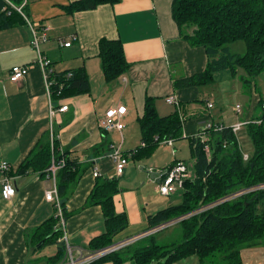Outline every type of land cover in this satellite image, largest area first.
Wrapping results in <instances>:
<instances>
[{
    "label": "crops",
    "instance_id": "crops-1",
    "mask_svg": "<svg viewBox=\"0 0 264 264\" xmlns=\"http://www.w3.org/2000/svg\"><path fill=\"white\" fill-rule=\"evenodd\" d=\"M75 1L78 0H29L26 14L31 23L41 24L45 30L48 40L40 49L52 62L56 73L86 69L92 87L89 95L53 103L42 70L35 63L37 54L31 45L30 26L24 24L0 31V163L5 161L11 165L10 173L17 188L16 195L5 200L0 175V264H58L65 259H58L57 244L50 243L51 252L47 255L44 247L48 244L42 240L44 234L42 231L37 234L46 221L57 216L54 204L45 199L53 180L34 168L19 174L22 164L48 139L52 151L55 141L61 154L69 152V157L81 166L77 180L62 199L67 214L64 216L65 233L78 256L88 251L91 241L107 229L102 207L88 201L97 181L94 170H99L98 178L113 177L115 164L109 157L111 145H120L124 152H129L142 142L139 129L126 126L122 133L103 131L99 121L107 109L125 105L128 113L124 123L128 121L130 125L135 120L138 123L149 96L157 99L160 116L176 113L184 118L182 138L174 139L173 146L162 145L175 150L174 162L185 161L178 156L177 151L181 149L178 144L189 143L209 119L226 126L239 122L227 123L223 114L215 111V104L203 97L211 85L175 86L182 79L203 73L210 59L205 48L195 47L185 38L194 32L193 27L180 31L172 16L174 0H121L115 5L105 4L95 10L67 14L64 7ZM103 38L121 40L130 64L126 74L109 84L99 58V42ZM62 43L71 45L65 47ZM23 65L28 66V75L17 83L11 82V68ZM171 96L177 99L180 109L166 102ZM261 100H264L262 95H256L255 108ZM50 103L54 108L67 105L68 111L58 113L51 120ZM209 103L213 108L207 110ZM253 118H246L245 122ZM132 136L137 139L135 144L127 145ZM148 159L139 160L129 155L125 173L110 178L118 180L115 210L126 214L128 219V226L117 234L115 241L148 232L151 229L149 217L182 203L166 207L157 197L161 195L159 169L174 162L160 167L152 161L148 167L144 164ZM140 169L146 173H139ZM117 264L134 263L127 258Z\"/></svg>",
    "mask_w": 264,
    "mask_h": 264
},
{
    "label": "trees",
    "instance_id": "trees-1",
    "mask_svg": "<svg viewBox=\"0 0 264 264\" xmlns=\"http://www.w3.org/2000/svg\"><path fill=\"white\" fill-rule=\"evenodd\" d=\"M12 2L17 5L21 3L20 0ZM119 2L121 0H78L64 9L71 15ZM172 16L180 31L185 27L194 28V32L185 35V38L193 46L205 48L210 59L203 73L180 80L175 84L177 88L214 85L216 73L229 70L235 77L239 68L248 76L242 78L243 85L248 87L264 72V0H174ZM24 24H27L24 17L5 0H0V31ZM239 41H244L247 46L245 54L230 53L227 47ZM99 58L108 84L118 80L130 69L121 40L101 39ZM50 81L53 103L91 94V82L85 68L54 72ZM156 101V98L148 96L144 114L138 119L141 143H145V147L139 146L125 152L126 156L147 159L161 140L182 138L181 118L176 113L160 116ZM258 106L263 107L262 100ZM246 126L255 149L248 160L244 159L237 136L231 128L211 134L210 157L205 152V143L196 137L190 139L194 178L185 183L182 203L149 217L151 229L182 218L175 224L182 230L178 240L158 245L154 241L155 234L149 235L138 242L153 241L150 245L133 248V244L90 264L107 261L117 264L127 258L134 264H174L190 255H197L201 264H207V261L246 264L243 256L245 251L257 245L264 247V189L223 201L236 193L264 184V115L254 117ZM156 138L159 140L155 141ZM53 146L54 151L49 139L42 143L39 151L22 164L19 174L34 168L46 176L53 156L58 160L65 158L66 164L57 175V187L62 200L77 180L81 166L76 159L69 157V152L61 154L55 141ZM118 192V180L97 178L88 201L91 205L102 207L107 229L106 233L91 241L89 251L112 245L117 234L128 226L126 214H118L115 210L114 198ZM62 202L66 216L65 200ZM57 222V216L51 218L37 230V234L42 231L44 244H57V257L63 259L66 255L65 245L58 241L64 233L57 228Z\"/></svg>",
    "mask_w": 264,
    "mask_h": 264
},
{
    "label": "built area",
    "instance_id": "built-area-1",
    "mask_svg": "<svg viewBox=\"0 0 264 264\" xmlns=\"http://www.w3.org/2000/svg\"><path fill=\"white\" fill-rule=\"evenodd\" d=\"M6 3L13 9H15L18 13H20L24 19L26 20L27 24L31 28L32 32V42L31 45L33 49L36 51L37 59L35 60V63L41 68L43 77L46 82V88L48 90L49 96H50V87L52 85V82L50 81V76L55 72L52 62L43 54L40 47L41 44L48 40V36L45 33V30H43L41 24L31 23L29 18L27 17L26 10L27 6L29 4V0H20L21 3L19 5L12 2V0H5ZM65 47H70L71 43H62ZM29 73V68L26 65L23 66H14L11 68L10 71V80L13 83H17L21 80H23ZM166 102L170 105H175L180 109V104L177 101V99L174 96L168 97L166 99ZM68 106L63 105L59 108H54L52 104L50 103L49 106V116L52 119L55 118V116L58 113H64L68 111ZM213 108V104L209 103L207 105V110H210ZM235 112L236 114H240L242 112V107L238 104L235 106ZM128 113V108L125 105H119L116 107H110L107 109L104 113V115L101 117L99 121V125L101 129L105 132H120L122 133L126 125L124 123V118ZM181 120L183 121L184 118ZM184 122V121H183ZM249 122H237L231 126H226L223 123H218L215 121H212L209 119L207 123L200 129V131L195 136L196 138L200 139L203 143H205V152L210 157L211 155V134L213 132H221L225 128H231L233 133L236 134L238 131L241 130V128L245 125H247ZM159 139L156 138L155 141H158ZM174 139L173 138H166L164 140H161L159 142V145H170L173 146ZM142 147H145V143H142L140 145ZM109 157L112 159V161L115 164V171L117 176H122L125 173V169L128 164L127 156L125 155V152L123 151L122 147L120 145L112 144L110 147V153ZM249 156L244 155V159L248 160ZM66 161L65 158H62L58 160L56 157L53 156L51 165L47 169V175L50 179L53 180V187L45 192V199L49 203H53L54 206L57 209V217L59 218V227L58 229H61L63 231V236L59 240V242L64 243L65 249H66V255L65 259L61 264H90L97 259L104 257L106 255L112 254L114 252L120 251L122 249H125L126 247H129L136 242L146 238L149 235H153L155 233H159L166 228L172 227L173 225L177 224L182 218L172 220L170 222H167L165 224H162L158 227H155L153 229H150L148 232H145L141 235L130 237L127 239H124L122 241H115L112 245L102 248L100 250L96 251H86V252H80L78 256L77 250L73 247V245L70 243L69 238L67 234L65 233V217L64 212L61 204V200L59 197L58 187H57V175L58 172L65 166ZM12 168L11 165L8 162H1L0 163V174H1V192L2 196L5 200H9L13 198L16 195L17 188H16V182L15 179L10 176ZM159 177L161 179V183L158 187L159 193L163 196H171L175 193H178L180 191L185 190V183L188 180H191L194 178V174L192 175L190 173L189 166L184 161H175L170 166L160 169L159 170ZM101 174L98 169L94 170V177L98 178ZM257 189H264V184H261L254 189L245 190L239 192L241 195L248 193L253 190ZM239 193H236V197H227L223 201H229L234 198H237ZM235 195V194H234ZM238 195V196H237ZM240 195V196H241Z\"/></svg>",
    "mask_w": 264,
    "mask_h": 264
},
{
    "label": "rangeland",
    "instance_id": "rangeland-1",
    "mask_svg": "<svg viewBox=\"0 0 264 264\" xmlns=\"http://www.w3.org/2000/svg\"><path fill=\"white\" fill-rule=\"evenodd\" d=\"M227 48L230 51V53L241 54V55L245 54L247 50V46L244 41H239L234 44H231ZM243 77L247 78L248 76L242 68L238 69L237 75L235 77L232 76V73L229 70L219 72L215 78L216 83L206 88L205 90L206 93L203 94L204 98H207L208 100L212 101L213 104H215L216 107L215 111L223 114V117L227 120V123L233 121L243 122L245 121L246 118H253V117L256 118L258 116L264 115V100H263V107L261 106L255 108L256 95L259 96L262 95L264 99V72L259 77L254 79L251 82V85L248 87H245L243 85V81H242ZM238 104L242 107V112L240 114H236L235 112V106ZM251 113L253 114L252 117H250ZM138 124L139 123H137V120L133 121L130 125H128V121L125 122V125L128 127V129L130 128L132 130L133 129L140 130V126ZM132 138H134V140H132ZM132 138H130V141L128 140L126 142L127 145L131 143L135 144L137 139H135V137L133 136ZM237 139L240 144V148L243 151V154H248L252 156L255 149L248 134L246 125L243 126L241 130L238 132ZM140 145H142V143ZM178 147H181V149H178L177 151L179 153L178 154L179 158L185 160L184 162L187 163L190 169V173L193 175L194 161H192L189 143L184 142L182 146L178 144ZM173 154H175V150L172 151L170 147L159 145L152 153L150 159L146 160L144 164H147L148 167L153 162H155L157 166L160 167H163L168 164L170 165L174 158ZM138 171L139 173H146L145 172L146 170L142 171L140 169ZM116 176H117L116 171L114 169L113 177L110 178H115ZM153 193L156 194L154 190ZM238 195L240 196L241 194L239 193ZM182 196H183V191H180L168 197H164L161 195L157 197L162 204L165 203L167 204L165 206L168 207L170 204L173 205L179 204L182 201L183 198ZM232 197H236V194L232 195ZM181 231L182 230L179 225H173L172 227L166 228L162 232L157 233L155 235L154 241L158 245L170 244L171 242L178 240L181 237ZM152 242L153 241L150 240L141 241L135 243L132 247L139 248L145 246V244L150 245L152 244ZM47 244L48 245L44 247V251L46 252L47 255H49V253L51 252L50 246L52 244L50 243ZM243 256L245 258L246 264H264V247L261 245L251 247L250 249H248L243 253ZM162 262L164 263L165 261L163 260ZM174 264H201V263L197 255H190L188 257L182 258L181 260L175 262ZM207 264H220V263L218 261H214V262L207 261Z\"/></svg>",
    "mask_w": 264,
    "mask_h": 264
},
{
    "label": "water",
    "instance_id": "water-1",
    "mask_svg": "<svg viewBox=\"0 0 264 264\" xmlns=\"http://www.w3.org/2000/svg\"><path fill=\"white\" fill-rule=\"evenodd\" d=\"M40 245H41V244H40ZM40 245H39V246H40Z\"/></svg>",
    "mask_w": 264,
    "mask_h": 264
}]
</instances>
